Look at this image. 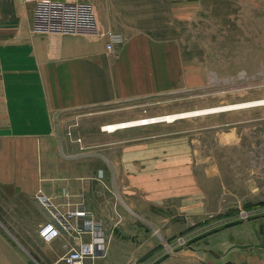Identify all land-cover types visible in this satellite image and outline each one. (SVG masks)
I'll return each mask as SVG.
<instances>
[{"label": "crops", "instance_id": "obj_1", "mask_svg": "<svg viewBox=\"0 0 264 264\" xmlns=\"http://www.w3.org/2000/svg\"><path fill=\"white\" fill-rule=\"evenodd\" d=\"M174 1L182 15L201 6V0ZM33 7L0 0V224L6 229L0 227V264H57L78 243L66 235L51 242L40 237L50 217L38 194L62 210L83 204L101 222L94 235L82 236L95 239L94 264H115L111 256L120 254L116 245L127 235L148 240L146 253L154 230L133 225L126 213L134 210L145 226L160 230L161 202L151 196L141 208L128 201L131 182L120 183L126 168L111 161L123 130L101 127L162 110L154 102L164 90L165 47L173 44L138 30L123 37L99 10L102 29L122 39L112 50L105 37L34 32ZM240 225L236 240L252 244L251 227ZM226 257L264 264V249L230 246Z\"/></svg>", "mask_w": 264, "mask_h": 264}, {"label": "rangeland", "instance_id": "obj_2", "mask_svg": "<svg viewBox=\"0 0 264 264\" xmlns=\"http://www.w3.org/2000/svg\"><path fill=\"white\" fill-rule=\"evenodd\" d=\"M87 1L123 37L138 30L173 44L165 47L164 90L154 102L162 110L143 116L264 98V0H201L189 15L180 14L174 0ZM120 130L111 160L126 168L120 183L130 180L128 201L141 208L151 196L160 200L162 226L150 228L134 210L127 212L133 225L154 230L152 245L145 253L148 240L124 236L116 245L120 254L111 256L115 264H232L225 254L242 245L236 240L242 223L259 248L263 106Z\"/></svg>", "mask_w": 264, "mask_h": 264}, {"label": "built area", "instance_id": "obj_3", "mask_svg": "<svg viewBox=\"0 0 264 264\" xmlns=\"http://www.w3.org/2000/svg\"><path fill=\"white\" fill-rule=\"evenodd\" d=\"M33 4V31L39 33H69L85 34L94 37H105L107 49L112 50L116 42L122 39L110 30H103L98 18L95 5L87 0H23ZM165 122L163 119L152 117L142 118L134 126H145ZM114 126L113 123L105 124L102 131L113 133L120 129L131 128L125 121ZM72 137V132L68 133ZM81 143L82 138L75 139ZM37 199L47 210L49 220L44 222L39 229L40 237L51 242L61 235L70 236L77 240L74 246L68 249L57 261V264H91L99 256L95 239L84 241L82 236L86 233L94 235L101 228L99 222L91 211L83 204L77 208L62 210L49 197L38 194ZM168 244H166L167 246ZM132 264H151L149 259Z\"/></svg>", "mask_w": 264, "mask_h": 264}, {"label": "bare ground", "instance_id": "obj_4", "mask_svg": "<svg viewBox=\"0 0 264 264\" xmlns=\"http://www.w3.org/2000/svg\"><path fill=\"white\" fill-rule=\"evenodd\" d=\"M263 106L264 107V98L257 99V100H249L244 102H238L233 104H227V105H221L216 107H208V108H201V109H195V110H189V111H183V112H175V113H168V114H162L158 116H145L144 118H152L157 117L160 119H163L165 122H173L177 119L187 118L191 116H199V115H206L210 113H218V112H224V111H230V110H239V109H247L252 107H258ZM142 119V118H141ZM141 119H136L132 121L125 122L126 124H129L128 126L136 125L138 124ZM119 124H114V126H117ZM133 127V126H132ZM120 129V128H118Z\"/></svg>", "mask_w": 264, "mask_h": 264}, {"label": "water", "instance_id": "obj_5", "mask_svg": "<svg viewBox=\"0 0 264 264\" xmlns=\"http://www.w3.org/2000/svg\"><path fill=\"white\" fill-rule=\"evenodd\" d=\"M260 234H261V242L260 243H257L255 244L257 247L259 248H263L264 249V224H261L260 225ZM254 244H242V245H237L239 246L240 248H248V247H251L253 246Z\"/></svg>", "mask_w": 264, "mask_h": 264}]
</instances>
